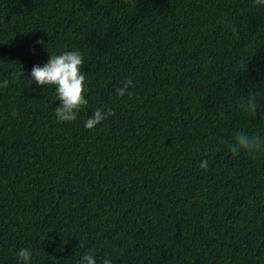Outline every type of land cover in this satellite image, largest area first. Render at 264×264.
<instances>
[{
	"label": "trees",
	"instance_id": "obj_1",
	"mask_svg": "<svg viewBox=\"0 0 264 264\" xmlns=\"http://www.w3.org/2000/svg\"><path fill=\"white\" fill-rule=\"evenodd\" d=\"M73 50L89 103L61 122L30 74ZM4 80L0 264L21 248L31 264H264V154L227 150L236 131L264 137L254 0H0ZM97 108L116 115L89 130Z\"/></svg>",
	"mask_w": 264,
	"mask_h": 264
},
{
	"label": "clouds",
	"instance_id": "obj_2",
	"mask_svg": "<svg viewBox=\"0 0 264 264\" xmlns=\"http://www.w3.org/2000/svg\"><path fill=\"white\" fill-rule=\"evenodd\" d=\"M255 6L264 8V0H254ZM235 32L236 29L231 25H226ZM37 44L44 45L43 39L37 40ZM48 49V45H45ZM84 66L83 55L79 51H66L61 54L51 53L49 60L43 67L39 65L33 66L30 74V85L35 82L43 87H51L54 89V101H60V105L55 108V116L61 122H73L77 119L78 113L88 105L85 98L86 76L81 71ZM24 71L13 73V80H18ZM9 81L4 80L0 83V87H8ZM134 87L133 82L128 79L122 82L120 87L116 88V94L119 97L125 95L131 97L130 88ZM242 109L249 115L255 117L257 114V99L255 95H250L246 102L241 104ZM15 116V111L12 113ZM116 113L111 109L104 110L97 108L92 116L85 121V128L92 130L109 116H115ZM227 150L232 156H239L242 152L255 158L258 154H264V137L260 134H250L247 131H236L233 138L227 142ZM200 168L207 170L208 161L200 162ZM79 247H83L82 244ZM18 264H31L32 252L28 248H21L17 252ZM80 264H97V260L92 254H84ZM102 264H112L109 258H104Z\"/></svg>",
	"mask_w": 264,
	"mask_h": 264
}]
</instances>
